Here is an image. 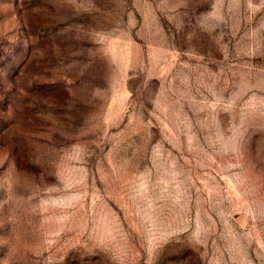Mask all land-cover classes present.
Wrapping results in <instances>:
<instances>
[{
	"label": "rangeland",
	"instance_id": "374dc122",
	"mask_svg": "<svg viewBox=\"0 0 264 264\" xmlns=\"http://www.w3.org/2000/svg\"><path fill=\"white\" fill-rule=\"evenodd\" d=\"M0 264H264V0H0Z\"/></svg>",
	"mask_w": 264,
	"mask_h": 264
}]
</instances>
